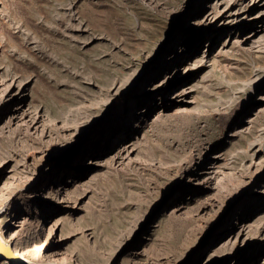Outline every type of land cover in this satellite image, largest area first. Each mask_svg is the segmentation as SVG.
I'll return each instance as SVG.
<instances>
[{
  "label": "rangeland",
  "instance_id": "rangeland-1",
  "mask_svg": "<svg viewBox=\"0 0 264 264\" xmlns=\"http://www.w3.org/2000/svg\"><path fill=\"white\" fill-rule=\"evenodd\" d=\"M258 10L0 0V79L18 98L0 112L9 246L27 239L36 263L264 264ZM229 226L244 228L231 239Z\"/></svg>",
  "mask_w": 264,
  "mask_h": 264
},
{
  "label": "bare ground",
  "instance_id": "bare-ground-1",
  "mask_svg": "<svg viewBox=\"0 0 264 264\" xmlns=\"http://www.w3.org/2000/svg\"><path fill=\"white\" fill-rule=\"evenodd\" d=\"M250 2H252L253 7L256 8L261 3H263L264 0H250ZM227 5H228L227 3H224L222 8L220 9L219 14L221 16L227 15V14L228 15L231 14V12L229 11V8H228ZM244 10H243V6H242L241 7V11H244ZM249 18H250V20H247L246 23L253 30L252 35H255L257 29H258L257 31H259V30H262L264 28V24H262L263 19H264V10H258V12L254 13V15H250ZM232 23H233L232 24L233 27H235V26L238 27L241 24L240 21H239V23H236V22H232ZM190 67H191V65L189 66V68ZM20 85L21 84H18L17 90L20 88ZM14 87H15V85L11 81L10 82H6L4 80V78L0 79V102L2 104L1 109H0L1 113H3L4 111L8 110L10 108L11 104L14 103L16 101V99H18L15 96ZM120 121H121V117L118 114L112 120V122L115 123V125L117 127L121 125ZM87 165L88 164L80 163L77 167H81V166L84 167V166H87ZM71 181H73V179L68 180V183H70ZM69 194H70L69 186L66 187V185H65V196H67ZM0 210H1V208H0ZM231 228L234 229L233 230V235L231 236V239L232 238L235 239L238 236V234L243 230L244 227H242V226H239V227L229 226L228 228L222 229L223 233L226 230H230ZM23 241L26 244H24ZM27 243H28L27 239H23V240L19 241V243H17V246H15V247L9 246V244L3 239L2 232L0 231V258L3 259V264H23V263L24 264H57L55 262H43V263H36L34 261L32 262L28 258L30 246L28 247ZM22 245H24V246H22ZM20 246H22L21 247L22 249L20 248Z\"/></svg>",
  "mask_w": 264,
  "mask_h": 264
},
{
  "label": "trees",
  "instance_id": "trees-1",
  "mask_svg": "<svg viewBox=\"0 0 264 264\" xmlns=\"http://www.w3.org/2000/svg\"><path fill=\"white\" fill-rule=\"evenodd\" d=\"M221 118H223V122H229V121H232V119L234 118V114L229 113L227 115L221 116Z\"/></svg>",
  "mask_w": 264,
  "mask_h": 264
}]
</instances>
